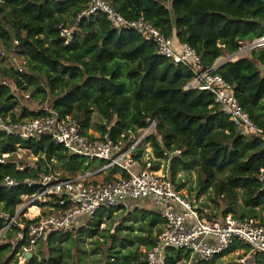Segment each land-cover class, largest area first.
<instances>
[{
    "label": "trees",
    "instance_id": "16d2710c",
    "mask_svg": "<svg viewBox=\"0 0 264 264\" xmlns=\"http://www.w3.org/2000/svg\"><path fill=\"white\" fill-rule=\"evenodd\" d=\"M88 2L0 0V41L25 58V71L2 66L4 75L19 89L25 90L31 85L34 92L46 95L49 91L55 98L52 107L61 116H78L85 128L96 109L105 122L101 126L102 135L108 132L114 139L123 133H135L147 126L148 119H155L156 132L149 140L156 156L163 157L164 151L182 150L171 160L170 177L173 180L180 164L185 167L196 165L204 189L211 187L218 197L227 200L228 207L222 217L234 211V216L242 219L257 218L259 210H264V181L258 176L260 169H264V139L242 134L215 102L212 93L185 89L193 76L191 69L160 55L156 44L143 34L128 27H114L103 13L83 16L76 23L78 14ZM111 2L125 18L143 17L165 36L176 35L178 41L188 43L201 57L204 66H213L219 57L236 52L240 41L264 35V0ZM73 24H77L78 30L67 45L60 36V28ZM262 66L264 49L229 60L217 67L216 72L234 86L243 108L264 126ZM40 75L45 78L47 88L41 85ZM18 104L11 86L0 84V110L4 116L15 121L44 114L23 108L18 115L14 112ZM20 147L38 157V166L20 169L16 162L0 161V231L8 222L5 217L15 215L17 206L23 202L22 197L41 190L37 182L8 186L4 183L6 177L19 182L37 181L41 175L53 172L51 163L54 160L72 172L69 176L86 172L96 163L102 164L96 158L86 159L68 153L49 137L22 139L0 133V159L4 154H9L7 158L12 159ZM112 178L108 175L104 179ZM112 212V209L100 210L88 219L92 224L87 230L91 234L97 233L103 216L110 217ZM147 212L151 226L159 225L160 232L163 218L153 209ZM86 220L82 218L79 225ZM23 221L27 225L33 220L24 218ZM13 227L19 230L17 224L13 223ZM69 235L72 234L68 230L51 232L41 238L38 243L47 244L48 258L39 259L32 254L27 264H76L64 248L53 249L62 236ZM154 242L155 238L151 246ZM24 244H27L26 238L20 240L14 252ZM106 246L109 247L107 241ZM9 250L10 244L0 245L2 255ZM134 254L136 264H146L137 253ZM184 256L189 258L187 254ZM167 262L174 264L176 258L169 255ZM203 263L206 262L195 264ZM100 264H127V261L112 260L107 256ZM255 264H264V253L255 255Z\"/></svg>",
    "mask_w": 264,
    "mask_h": 264
},
{
    "label": "built area",
    "instance_id": "2783aa9c",
    "mask_svg": "<svg viewBox=\"0 0 264 264\" xmlns=\"http://www.w3.org/2000/svg\"><path fill=\"white\" fill-rule=\"evenodd\" d=\"M97 13H103L118 29L128 27L143 34L156 44L160 55L189 67L193 76L185 89L212 93L215 102L242 134L264 139V126L259 125L243 108L234 86L216 72L220 65L204 66L201 57L188 43L165 36L143 17L135 20L125 18L111 0H89L87 7L78 14L76 23L83 16ZM77 30V24L61 26L60 36L65 44L72 42ZM240 44L236 52L228 54L229 60L238 59L253 50H263L264 35L240 41ZM19 70L22 71L21 68ZM43 113L38 117L14 121L0 110V133L22 139L49 137L68 153L86 159L96 158L102 161V165L75 176L64 177L49 172L41 175L37 181L19 182L5 178L4 183L8 186L19 183L33 185L36 182L41 186L39 192L22 197V201L28 203L40 200L46 207L44 213L39 212L29 219L33 220L31 223L17 224L19 238H26L27 242L23 247L24 257L41 238L51 232H66L79 225L82 218H92L100 210L127 211L139 203L152 205L153 211L164 220L154 244L144 256L146 264H169L167 257L170 252L187 254L191 264L208 262L234 247L246 248L254 255L264 253V218L242 219L231 214L211 218L208 208L197 197L190 198L178 188L169 173L155 167L161 158L182 152L181 149L164 151L163 157L156 156L149 140L156 132L155 119H148L147 126L135 133H123L114 139L108 132L98 137L90 135L76 115L61 116L53 107L44 108ZM0 161L4 162L2 159ZM112 169L114 172L111 173ZM103 172L113 178L90 181L93 175ZM258 176L264 181V169H260ZM18 214L6 216L8 222L4 228L11 230L13 222L17 223ZM3 231L0 241L6 232L5 229Z\"/></svg>",
    "mask_w": 264,
    "mask_h": 264
},
{
    "label": "rangeland",
    "instance_id": "374dc122",
    "mask_svg": "<svg viewBox=\"0 0 264 264\" xmlns=\"http://www.w3.org/2000/svg\"><path fill=\"white\" fill-rule=\"evenodd\" d=\"M250 54L251 53H248L247 55ZM24 62L25 58L23 56H20L16 50L7 48L6 45L0 41V84L10 85L13 92L16 94L19 104L14 109V112L20 115L23 108L35 112H43L44 108H51L53 106L54 96L49 91L46 92V95H44L43 92H34V88L31 85L25 90L19 89L1 70L2 66H7L17 69L21 68L25 71ZM261 68L264 69V66ZM40 77L41 85L47 88L45 78L42 75H40ZM32 91L34 92L33 94ZM104 123L98 111L93 109L86 130L90 135L97 137L102 136L101 126ZM8 156L9 154H4L2 160L16 162L18 168H35L38 166V157L34 156L27 148H18L12 159H8ZM174 156H179V154L161 158L155 163V167L171 175V160ZM101 165V163L99 165L96 163L87 171L91 172L96 170L100 168ZM51 167L55 174L61 176H69L72 174V172L66 169L60 161L54 160L51 163ZM106 174L107 173L104 172L95 174L90 178V181H102L107 176ZM173 178L175 181L172 180L176 185H180L179 189L183 193H186L190 198L197 197L200 203L208 208L210 213L209 217H222L223 211L228 207V202L224 197H218L212 191L211 187L204 189L202 178L196 165L185 167L180 164V166L176 168ZM31 207H35L37 212L32 213L30 211ZM151 209L152 205L146 203L143 205L139 203L136 204L134 208L127 211L116 210L112 212L110 217L104 215L99 231L95 234H91V232L87 230L92 224V222L88 220L90 217H88L81 225L69 229L72 235L62 236L53 249L57 251L59 248H64L70 253L72 261L76 264H100L105 262L107 256H111L112 260L119 258L125 259L127 264H136L138 261L134 262V253H137L140 260L144 263V256L151 248L152 240L156 238V235L159 233V225L151 226L150 224V217L147 211ZM45 211L46 207L44 204L40 203V200L30 203L23 201L16 209L15 214L20 213L18 217H16L17 223H13H22L24 222V218L30 219L37 216L39 212L44 213ZM230 214L234 216L235 212H230L227 215ZM260 217L264 218V210H259V216L257 218ZM93 222H95V220ZM93 228H95V226H93ZM3 229H5L6 232L0 241V245L4 243L10 244V250L4 255L0 253V264H27V259L22 254L24 245H21L18 251L14 252L15 248H17V244L21 240L18 230H14V227L11 230L6 228ZM3 229L0 231L1 236L4 232ZM106 241L109 247L106 246ZM29 253L31 254L30 256L34 254L39 259L43 257L48 258L49 249L46 243H37ZM221 254L223 255L219 257L216 256L203 264H255V255L250 253L246 248L234 247ZM169 255L176 258L174 264H191L188 258L184 256L185 254L178 256L170 252Z\"/></svg>",
    "mask_w": 264,
    "mask_h": 264
},
{
    "label": "crops",
    "instance_id": "0c3cea01",
    "mask_svg": "<svg viewBox=\"0 0 264 264\" xmlns=\"http://www.w3.org/2000/svg\"><path fill=\"white\" fill-rule=\"evenodd\" d=\"M173 37H175V39H176V35H174ZM177 40V39H176ZM228 54L229 53H226V54H224L223 56H221V57H219L217 60H216V62H215V64H217V65H221V64H223V63H225L226 61H229V59H228ZM231 60V59H230Z\"/></svg>",
    "mask_w": 264,
    "mask_h": 264
},
{
    "label": "bare ground",
    "instance_id": "6f19581e",
    "mask_svg": "<svg viewBox=\"0 0 264 264\" xmlns=\"http://www.w3.org/2000/svg\"><path fill=\"white\" fill-rule=\"evenodd\" d=\"M30 211L32 212V213H36L37 211L35 210V207H31L30 208Z\"/></svg>",
    "mask_w": 264,
    "mask_h": 264
},
{
    "label": "water",
    "instance_id": "95a60500",
    "mask_svg": "<svg viewBox=\"0 0 264 264\" xmlns=\"http://www.w3.org/2000/svg\"><path fill=\"white\" fill-rule=\"evenodd\" d=\"M31 254H25V258L28 259L30 257Z\"/></svg>",
    "mask_w": 264,
    "mask_h": 264
}]
</instances>
